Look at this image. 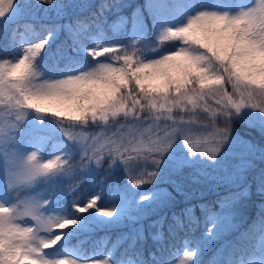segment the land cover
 Wrapping results in <instances>:
<instances>
[{
    "label": "snow or ice",
    "instance_id": "1",
    "mask_svg": "<svg viewBox=\"0 0 264 264\" xmlns=\"http://www.w3.org/2000/svg\"><path fill=\"white\" fill-rule=\"evenodd\" d=\"M17 4L18 0H0V21L15 12ZM150 6L161 25L159 42H180L159 52L152 50L154 58L142 57L138 49L123 45L93 48L87 51L93 60L100 61L95 58L107 54L108 62L58 79H42L36 61L52 38L49 32L43 39L21 44L18 57L0 59V185L4 186L0 191V264H77L69 257L51 260L46 255V250L63 239L64 230L77 221L49 217L41 211L47 200L21 195L38 179L69 166L61 155L45 161L36 151L21 155L8 146L14 139L11 133L21 127L30 111L50 115L64 125L65 137L83 148L81 167L90 161L99 165L106 156L130 165L138 159L150 160L159 167L160 157L176 133L196 123L194 117L175 120L173 111L195 114L198 108L211 111L214 118L224 117L225 126L212 133L213 147L209 150L204 141L199 150L215 159L228 138V122L233 116L246 108L264 113V0L238 4L236 12L198 5L200 10L176 27L165 21L184 7L180 0H150ZM18 31L0 25V38L8 41L0 51L15 44ZM68 58L71 61L72 57ZM225 84L231 85V92ZM209 101L215 102V109L209 107ZM143 113L153 122L146 128L142 126ZM120 116L136 124L129 125L127 131L121 125L110 132L109 121ZM162 119L171 124L161 135L158 122ZM90 123L100 125V131H76ZM184 143L191 154L197 153L187 136ZM156 175L155 170L142 171L132 182L136 186L151 183ZM98 199L92 197L84 206L73 207L78 213L95 208L99 214L113 217L115 209L99 208ZM193 255L185 252L184 258L190 261ZM91 264L109 262L104 259Z\"/></svg>",
    "mask_w": 264,
    "mask_h": 264
},
{
    "label": "trees",
    "instance_id": "2",
    "mask_svg": "<svg viewBox=\"0 0 264 264\" xmlns=\"http://www.w3.org/2000/svg\"><path fill=\"white\" fill-rule=\"evenodd\" d=\"M24 7H27L26 10ZM149 7L150 0H52L51 3L31 0L30 5L18 0L16 13L12 14L14 16L0 21V25H8L10 32L13 28L19 29L14 37L15 44L5 51L8 52L7 57L16 55L20 53L18 47L21 44L43 39L51 32L52 38L36 63L57 73L64 72L87 64L89 60L73 54V50L80 53L84 48L94 46V35L105 44L120 40L111 25L116 13L128 21L136 15L150 18ZM7 43L6 39L0 38V46ZM69 56L72 57L71 61ZM225 88L231 92V85L225 84ZM209 107L215 109V102L209 101ZM172 115L175 120L194 117L196 123L189 127L207 133L209 131V134L225 126L223 116L214 118L211 111L205 112L201 108L195 114L174 110ZM256 118L262 121L260 125L254 122ZM37 122L42 124L45 132H51V124L45 116L38 118ZM159 123L162 135V130L171 121L162 119ZM56 125L49 139L67 140L62 132L64 125L60 122ZM125 125L132 124L128 121ZM228 126V135H238L255 148L242 170L229 171L227 166L232 162L224 161L216 169V178L211 173L215 166L211 164V159L199 153L201 141L191 143L193 150L197 151L195 154H191L187 146L175 143L160 157L159 167L150 160L127 164L126 176L147 164L155 168L157 175L151 183L140 186H132L121 180L120 187L135 200L113 217L97 216L94 208L83 213L76 212L74 220L77 223L64 232L68 244L82 253L83 257L107 258L109 264H124L126 261L152 264V258L167 262L183 249L185 239L199 240L202 232L211 228V214L218 212L221 219L214 229L220 236L217 241L219 245L210 249L208 243L199 264H239L256 254L253 239L264 229V113L246 108L233 116ZM251 129H259L255 140L249 134ZM77 130L89 134L96 132L91 123ZM74 144L72 141L73 151L67 153L72 157L68 163L74 166L60 170V175L64 171L68 174L78 165L81 148ZM174 156L186 157L188 160L180 163L173 159ZM224 157L228 160V156ZM174 163L179 167L173 169ZM111 164L110 157L106 156L98 166L110 167ZM144 192H148V200L141 199L145 196ZM232 212H240L241 215L235 218ZM117 238L120 240L111 247ZM225 239L229 242L223 247Z\"/></svg>",
    "mask_w": 264,
    "mask_h": 264
},
{
    "label": "rangeland",
    "instance_id": "3",
    "mask_svg": "<svg viewBox=\"0 0 264 264\" xmlns=\"http://www.w3.org/2000/svg\"><path fill=\"white\" fill-rule=\"evenodd\" d=\"M26 4H31V0H24ZM181 4L184 7L179 12H174L168 20L165 21V24L170 25L172 27H176L178 25H182L186 23L187 18L191 15H194L196 11L200 10L198 5H203L205 8L209 10H220V11H231L236 12L239 10L238 4H246L250 3L251 0H180ZM27 7H24V9ZM26 10V9H25ZM114 12H118L115 10ZM16 13L13 12L12 14ZM10 15L13 17L14 15ZM119 13H116L114 19H112V27L113 32L119 35L120 40H116L112 43L105 44L101 40H98L97 36H93L96 40V43L92 47H88L87 49L80 51V53L75 49L73 50V54L81 55L86 58L87 64L76 66L75 68L66 70L64 72L57 73L55 71L46 69L41 64L36 63L37 69L43 73L42 79H58L64 77L66 75L76 74L77 72L87 71L95 68L98 63L100 62H108L109 57L105 54L102 57L95 58L100 61L93 60L91 56L88 55L87 51L93 48H99L104 46H113V45H123L125 49H138L142 57H146L148 59L154 58L156 53L152 50L157 52L161 51L162 48L171 46L175 44L177 46L180 45L179 41H172V42H165V44H161L157 39V36L160 31L161 25L157 23V21L152 18L151 22H148L145 18L144 19H131L132 21L126 27V18L123 16L121 17ZM133 41H136L133 44ZM0 49H4V46L1 45ZM0 54H4L0 56L2 58H12L18 57L20 53L16 55L8 56L7 51H0ZM45 116L46 119L49 120L51 127L56 130V123L58 122L56 118L52 116H47L43 114L32 113L31 111L28 113L25 121L22 123L21 127L16 131L11 133V136L14 138L8 141V146H14L15 150L21 154L26 155L32 151H36L39 157L42 160H48L53 158L57 155H61L63 159H66L70 162L71 154H68V151L72 150V141L56 139L53 140L49 139L50 135L54 132L51 128V132H45L41 125L37 122L38 118H42ZM147 117V119H144ZM130 121L132 125H135L136 122L133 121L131 118L125 119L123 116L117 117L115 120H110L107 128L109 131H113L124 125V130H128V126L125 124ZM257 125H260V118H256L254 121ZM151 116L148 113L142 114V126L148 127L152 124ZM159 123V122H158ZM95 133L100 131V125L92 124ZM160 125V123H159ZM161 126V125H160ZM260 128V126H259ZM49 130V131H50ZM80 131V130H77ZM259 129H251L249 131L250 136L255 140L258 136ZM190 139L191 143L195 142H204L207 141L205 145L209 150L213 147L212 134H209L206 131H198L195 127H185L183 133H176V138L173 140L171 145H185L184 140L185 137ZM138 139H145V137H138ZM81 148V154L79 156L78 165L75 166L71 171L67 173L64 171L62 175H60V171L51 174L47 177H42L35 181L32 185L28 186L25 189V192L22 191L21 195H29L32 197H36L38 199L47 200L49 203L41 209V211L49 216L56 219H73L74 214H76V210L73 207L74 205L84 206L92 197H98V207L101 209H115V213L121 210L123 207L129 205V203H133L135 198L131 197L125 189L120 187V181L125 180L127 183H131L132 186L133 182L132 179L139 175L142 171H151L155 170L152 165H143L140 167L141 169L137 172L134 170L132 174L129 173L128 176L125 175V169L128 166L127 164L121 162L119 159L113 160L110 157V162L112 163L110 167H99L95 162H88L87 167H81L82 161L84 160L83 157V148L77 142L75 144ZM70 146V147H69ZM186 146V145H185ZM181 147V146H180ZM178 147V148H180ZM181 149H186L182 147ZM255 148L250 145L248 142L243 140L238 135H228V138L221 144L220 151L215 156V159H211V164L215 165L212 168V175L218 178V174L216 169L220 166L224 161H231L232 163L227 166V169L239 171L244 168L243 166L249 160V156H252L254 153ZM73 151V150H72ZM221 156V157H220ZM223 156V157H222ZM224 156H228L225 158ZM210 159L208 156L205 157ZM174 160H179V162L187 161L188 158L181 157L177 158V156L173 157ZM142 159H138L137 162H140ZM134 163V162H133ZM101 164V163H100ZM68 167L74 166L73 163H68ZM3 167L2 161H0V168ZM179 167V165L174 163L173 169ZM117 168H122V171H118ZM117 170L113 172L112 170ZM156 171V170H155ZM228 171V172H229ZM61 176V177H60ZM55 178L60 180L59 182L55 181ZM60 177V178H59ZM126 178V179H124ZM94 179V180H93ZM66 182V184H64ZM94 182V186L92 185ZM3 185H0V191H3ZM148 192H144L143 195L146 196ZM15 193H13V197ZM61 202L64 204H69L70 209L65 208L61 205ZM94 213L100 215L96 209L94 208ZM233 217L238 218L241 213L240 212H232ZM211 228L199 236V240L196 242L194 241L195 238L185 239L184 241V249H182L177 255L173 258H170L168 262H164L160 259L152 258V264H199V259L201 254H203L206 250H204V246L206 243H209V248H213L214 245H219L217 243L220 240L219 234L215 231L216 224L221 219V215L218 212H214L211 214ZM65 232V230H64ZM120 238L116 239L112 247L115 246V242L119 241ZM66 235L63 233V239L56 245L54 248H50L46 250L47 258L51 260H55L62 257H69L77 261V264H91L92 261L95 260H104L107 258L97 259L93 256H89L87 258L83 257L82 255H78L77 250L75 248L69 247L66 245ZM195 242V243H194ZM228 240L225 239L223 241L222 246L228 244ZM255 244V251L259 254H255V256H249L247 261H241L239 264H264V231L260 235H256L254 238ZM185 252H192L193 258L192 260L188 261L185 260L184 254ZM124 264H136L132 261H126Z\"/></svg>",
    "mask_w": 264,
    "mask_h": 264
}]
</instances>
